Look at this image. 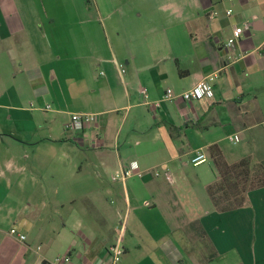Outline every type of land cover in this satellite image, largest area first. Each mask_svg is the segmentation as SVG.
I'll use <instances>...</instances> for the list:
<instances>
[{"label":"crops","instance_id":"0c3cea01","mask_svg":"<svg viewBox=\"0 0 264 264\" xmlns=\"http://www.w3.org/2000/svg\"><path fill=\"white\" fill-rule=\"evenodd\" d=\"M212 145L264 161V0H0V264H264V187L218 211Z\"/></svg>","mask_w":264,"mask_h":264},{"label":"built area","instance_id":"2783aa9c","mask_svg":"<svg viewBox=\"0 0 264 264\" xmlns=\"http://www.w3.org/2000/svg\"><path fill=\"white\" fill-rule=\"evenodd\" d=\"M229 15L230 12H227ZM248 28L247 25L243 27H235L231 37L227 40L225 44L226 49H232L236 45V43L240 40L244 30ZM145 94V91H144ZM213 88L209 81H201L198 83L193 89L184 92L180 95L182 99L185 101L190 100H201L204 98H212L213 97ZM175 97L172 90H167L165 93V99L170 100ZM153 109L156 112L157 108L159 107L158 103H154L152 105ZM98 122V116L96 114L92 113H73L70 115L69 120L67 121L65 125V129L67 131H83L84 129L91 128L95 126V124ZM230 142L236 144L240 141V138L238 135H233L229 137ZM208 158L207 155L203 152L198 151L190 158V163L193 166H197L200 164H203L207 162ZM153 175L155 177H164L167 182L173 184L174 180L172 178V174L169 169L164 170H154L152 171ZM144 175V172L140 170L139 163L137 161H131L126 167L119 169L111 176L112 183L117 182H124L127 179L138 176L142 177ZM10 236L18 240L19 242H24L26 240V236L19 233L17 229L13 228L9 232ZM39 249V248H38ZM108 256H109V264H118L121 260V258L124 255V250L121 245H111L107 249ZM56 264H72V260L69 254H66L65 256L56 259Z\"/></svg>","mask_w":264,"mask_h":264},{"label":"trees","instance_id":"16d2710c","mask_svg":"<svg viewBox=\"0 0 264 264\" xmlns=\"http://www.w3.org/2000/svg\"><path fill=\"white\" fill-rule=\"evenodd\" d=\"M208 153L218 173L219 180L207 188L208 196L218 211L242 207L247 191L264 187V161L254 163L250 157L229 164L217 145L208 148Z\"/></svg>","mask_w":264,"mask_h":264},{"label":"rangeland","instance_id":"374dc122","mask_svg":"<svg viewBox=\"0 0 264 264\" xmlns=\"http://www.w3.org/2000/svg\"><path fill=\"white\" fill-rule=\"evenodd\" d=\"M66 133L68 132V131H65ZM72 131H70V133H71ZM226 144V147L228 148V150L230 151V150H232L233 148H237V147H234V145H230V143H225Z\"/></svg>","mask_w":264,"mask_h":264}]
</instances>
